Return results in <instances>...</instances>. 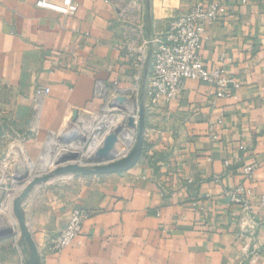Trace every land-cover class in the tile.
I'll use <instances>...</instances> for the list:
<instances>
[{"label":"crops","instance_id":"1","mask_svg":"<svg viewBox=\"0 0 264 264\" xmlns=\"http://www.w3.org/2000/svg\"><path fill=\"white\" fill-rule=\"evenodd\" d=\"M36 1L0 0V177L18 184L17 171L41 175L61 154L80 151L58 139L80 137L104 106L96 81L109 86L121 119L145 108L133 167L61 178L77 177L67 185L51 179L24 202L41 264H264V0H73L68 17ZM214 2L223 11L205 26L200 56L238 85L217 97L212 85L187 80L176 99L149 100L146 43L179 14ZM37 88L49 92L38 98ZM129 136L119 155L134 130ZM251 161L257 169L246 179ZM239 184L252 191V211L229 200ZM73 209L89 212L81 233L52 250ZM28 254L18 235L0 239V264H26Z\"/></svg>","mask_w":264,"mask_h":264},{"label":"built area","instance_id":"2","mask_svg":"<svg viewBox=\"0 0 264 264\" xmlns=\"http://www.w3.org/2000/svg\"><path fill=\"white\" fill-rule=\"evenodd\" d=\"M35 5L57 12L64 17L74 15L77 9V4L73 0H62L60 3H54L50 0H37ZM222 11V5L218 2L210 3L206 6H194L179 14L169 24L164 33L155 35L146 43L152 48L151 68L146 76L145 86V94L149 100L154 102L158 98H162L165 103H168L176 99L187 80H195L212 85L217 97L226 95L231 83L232 86L238 85L223 67L207 69L203 65L200 56L205 26L217 21ZM48 92V88H37L35 95L40 98L48 94ZM108 92L109 86L101 81L95 82L93 95L104 99L105 103L100 111L95 113L94 121L90 125H86V127L90 128V131L85 133L86 127L85 129H79L82 135L87 134L85 135L87 151L91 149L95 142H97L96 148H98L108 133L119 124H125L126 122L127 118L122 117L121 119V113L110 107ZM132 142L133 136L129 141L127 150ZM80 144V141L71 143V145ZM80 147L83 149V146L80 145ZM243 149L244 146H239V150ZM236 159L240 161L239 155L236 156ZM229 164V161L224 162L226 167ZM242 169L245 178L250 179L254 176L257 164L251 161L244 165ZM4 176L9 175L4 172L0 179ZM228 194L231 203L239 205L244 211H252L251 189L239 184L231 188ZM88 217L89 212L87 210L73 209L66 226L55 239L51 240L50 248L60 251L70 245L75 237L81 233L83 224Z\"/></svg>","mask_w":264,"mask_h":264},{"label":"water","instance_id":"3","mask_svg":"<svg viewBox=\"0 0 264 264\" xmlns=\"http://www.w3.org/2000/svg\"><path fill=\"white\" fill-rule=\"evenodd\" d=\"M123 101V97L117 98ZM78 118V111H73L71 122L74 123ZM144 126H145V108L141 102L138 106L137 117L129 115L125 124L121 123L108 133L101 145L88 156L80 154L78 151L67 152L58 156L54 162L52 169L41 175H31L28 171H17L15 179L18 184L22 180L25 183L22 191L11 200L12 212L16 218V229L12 227H4L0 230V239L18 235L21 243L25 244L28 249V258L26 264H41L39 250L35 240L32 237L26 224L25 213L22 206L28 199L35 187L47 182L48 180L59 178L67 175L80 174L82 176L103 175L115 172H124L133 167L139 160L144 143ZM5 127L0 123V129ZM134 130L133 142L130 148L124 153H118V145L125 139V135ZM61 143L67 144L74 141H84L85 139L75 134L65 135L58 139ZM118 148V149H117ZM118 150V151H117ZM120 151H122L120 149ZM86 159L88 164L82 162Z\"/></svg>","mask_w":264,"mask_h":264},{"label":"rangeland","instance_id":"4","mask_svg":"<svg viewBox=\"0 0 264 264\" xmlns=\"http://www.w3.org/2000/svg\"><path fill=\"white\" fill-rule=\"evenodd\" d=\"M86 128L88 131H90V128H88V127H86ZM74 133H72V134H74ZM67 135H70V133H67ZM71 143L72 142L67 143V145L71 146ZM80 145L83 146V149L78 151V152L80 154H83V153L85 154L87 152V140H86V138H85L84 142ZM91 152L92 151L87 152V154H90ZM82 162L84 164H88L86 159H83ZM50 169H52V168H50ZM50 169H47L46 171H48ZM76 175H80V174H76ZM68 176H70V175L59 177L56 180L58 182H55V183L58 184V183L62 182V183H64V185H67V184H72L77 179V177H73V178H67V179L61 180V178H65ZM20 186H22V185L17 184L15 181H13L12 178H10V176H4L2 179H0V223H2L3 216L10 213L11 218L15 221V225L13 226L15 229L17 226L16 225V218L12 212V203H10V201H11L10 199H12V197L14 195H16L17 190L20 188ZM9 227H11V226H9Z\"/></svg>","mask_w":264,"mask_h":264},{"label":"bare ground","instance_id":"5","mask_svg":"<svg viewBox=\"0 0 264 264\" xmlns=\"http://www.w3.org/2000/svg\"><path fill=\"white\" fill-rule=\"evenodd\" d=\"M75 134V133H74ZM81 136V138H83V139H85L86 137H85V135H80ZM128 137H130L129 136V134H127V135H125V138L127 139ZM96 144H97V142H95L92 146H91V149L89 150V151H87V152H90V151H92L91 153H93L94 152V149L96 148ZM80 150H82L81 148H80ZM75 151H77V150H75ZM67 152H69V151H66V153ZM71 152V151H70ZM72 152H74V151H72ZM87 152L84 154V156H88V155H90V154H87ZM64 154V153H63ZM7 219V220H6ZM2 223H3V226L5 225V226H14L15 225V221L11 218V216H10V213L9 214H7V215H4L3 216V218H2Z\"/></svg>","mask_w":264,"mask_h":264}]
</instances>
